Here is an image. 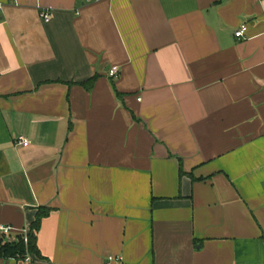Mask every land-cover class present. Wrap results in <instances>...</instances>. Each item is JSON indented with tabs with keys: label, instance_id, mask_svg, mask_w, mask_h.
<instances>
[{
	"label": "crops",
	"instance_id": "0c3cea01",
	"mask_svg": "<svg viewBox=\"0 0 264 264\" xmlns=\"http://www.w3.org/2000/svg\"><path fill=\"white\" fill-rule=\"evenodd\" d=\"M44 211L0 264H264V0H0V246Z\"/></svg>",
	"mask_w": 264,
	"mask_h": 264
},
{
	"label": "trees",
	"instance_id": "16d2710c",
	"mask_svg": "<svg viewBox=\"0 0 264 264\" xmlns=\"http://www.w3.org/2000/svg\"><path fill=\"white\" fill-rule=\"evenodd\" d=\"M45 212L37 214L35 221L30 226L25 238L18 236L15 243H4L0 246V257L2 258H21L26 251L40 257L39 251L36 247V232L39 228V223Z\"/></svg>",
	"mask_w": 264,
	"mask_h": 264
},
{
	"label": "built area",
	"instance_id": "2783aa9c",
	"mask_svg": "<svg viewBox=\"0 0 264 264\" xmlns=\"http://www.w3.org/2000/svg\"><path fill=\"white\" fill-rule=\"evenodd\" d=\"M98 0H85L86 3H92V2H96ZM50 13L49 12H42L40 14V18L42 21L44 22H48L50 20ZM245 29H246V26L245 25H242L240 26V28L235 32L234 36L238 39L240 38H243L244 37V33H245ZM118 68L116 66H113L111 67L108 72H107V76L108 78H115L117 75H118ZM18 143L21 144L22 146H27V141L22 138V137H19L18 138ZM12 231V228L11 227H0V232L3 234V235H7L9 234L10 232ZM25 260H29V258H26ZM115 259L112 258V257H109L108 258V264H110L111 262H113ZM116 261H119V264H121V259L120 258H117Z\"/></svg>",
	"mask_w": 264,
	"mask_h": 264
}]
</instances>
